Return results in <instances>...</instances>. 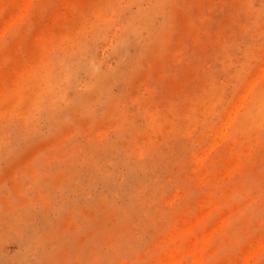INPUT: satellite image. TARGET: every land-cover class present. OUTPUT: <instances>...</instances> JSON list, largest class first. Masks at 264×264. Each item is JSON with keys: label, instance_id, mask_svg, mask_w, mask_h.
<instances>
[{"label": "rangeland", "instance_id": "374dc122", "mask_svg": "<svg viewBox=\"0 0 264 264\" xmlns=\"http://www.w3.org/2000/svg\"><path fill=\"white\" fill-rule=\"evenodd\" d=\"M0 264H264V0H0Z\"/></svg>", "mask_w": 264, "mask_h": 264}]
</instances>
